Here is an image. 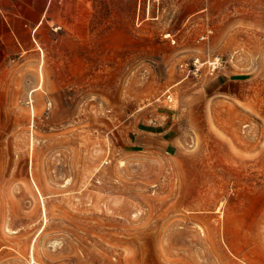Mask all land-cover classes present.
Here are the masks:
<instances>
[{
	"label": "rangeland",
	"instance_id": "obj_1",
	"mask_svg": "<svg viewBox=\"0 0 264 264\" xmlns=\"http://www.w3.org/2000/svg\"><path fill=\"white\" fill-rule=\"evenodd\" d=\"M57 4L0 54V264H264V0Z\"/></svg>",
	"mask_w": 264,
	"mask_h": 264
},
{
	"label": "crops",
	"instance_id": "obj_2",
	"mask_svg": "<svg viewBox=\"0 0 264 264\" xmlns=\"http://www.w3.org/2000/svg\"><path fill=\"white\" fill-rule=\"evenodd\" d=\"M59 1L0 0V54L36 49L42 26L56 17Z\"/></svg>",
	"mask_w": 264,
	"mask_h": 264
},
{
	"label": "built area",
	"instance_id": "obj_3",
	"mask_svg": "<svg viewBox=\"0 0 264 264\" xmlns=\"http://www.w3.org/2000/svg\"><path fill=\"white\" fill-rule=\"evenodd\" d=\"M167 37H170L172 40H173V42H176V39L174 38L175 36H173L172 34H170V33H166L165 34ZM173 96H172V94L171 93H169L168 95H167V100L168 101H170V102H172L173 101Z\"/></svg>",
	"mask_w": 264,
	"mask_h": 264
},
{
	"label": "bare ground",
	"instance_id": "obj_4",
	"mask_svg": "<svg viewBox=\"0 0 264 264\" xmlns=\"http://www.w3.org/2000/svg\"><path fill=\"white\" fill-rule=\"evenodd\" d=\"M218 61H219V58H218ZM218 61H217V62L215 61V62H212V63H213L214 65H216V66H217V65H218V63H219ZM42 77H43V79H45V75H44V73H43V76H42ZM43 79H42V80H43ZM42 84H43V83H42Z\"/></svg>",
	"mask_w": 264,
	"mask_h": 264
}]
</instances>
